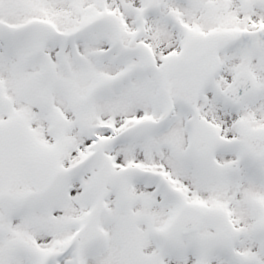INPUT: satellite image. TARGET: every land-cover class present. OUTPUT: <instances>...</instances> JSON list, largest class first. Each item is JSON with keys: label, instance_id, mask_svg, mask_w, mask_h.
I'll return each instance as SVG.
<instances>
[{"label": "snow or ice", "instance_id": "snow-or-ice-1", "mask_svg": "<svg viewBox=\"0 0 264 264\" xmlns=\"http://www.w3.org/2000/svg\"><path fill=\"white\" fill-rule=\"evenodd\" d=\"M0 264H264V0H0Z\"/></svg>", "mask_w": 264, "mask_h": 264}]
</instances>
